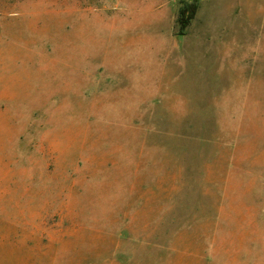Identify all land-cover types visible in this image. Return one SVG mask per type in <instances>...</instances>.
<instances>
[{"label": "rangeland", "instance_id": "obj_1", "mask_svg": "<svg viewBox=\"0 0 264 264\" xmlns=\"http://www.w3.org/2000/svg\"><path fill=\"white\" fill-rule=\"evenodd\" d=\"M0 264H264V0H0Z\"/></svg>", "mask_w": 264, "mask_h": 264}, {"label": "trees", "instance_id": "obj_2", "mask_svg": "<svg viewBox=\"0 0 264 264\" xmlns=\"http://www.w3.org/2000/svg\"><path fill=\"white\" fill-rule=\"evenodd\" d=\"M190 9H189V16L187 17V18H185V19H181V21H180V24H181V29H184L186 26H187V23L189 22V20L191 19V17H192V14L194 13V7H189ZM184 10H182V12H183Z\"/></svg>", "mask_w": 264, "mask_h": 264}]
</instances>
